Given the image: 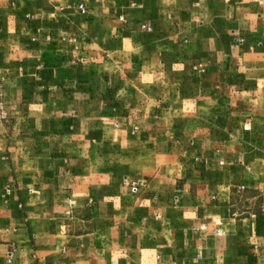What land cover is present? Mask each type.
<instances>
[{"label": "crops", "instance_id": "obj_1", "mask_svg": "<svg viewBox=\"0 0 264 264\" xmlns=\"http://www.w3.org/2000/svg\"><path fill=\"white\" fill-rule=\"evenodd\" d=\"M0 81V264H264V4L0 0Z\"/></svg>", "mask_w": 264, "mask_h": 264}, {"label": "built area", "instance_id": "obj_2", "mask_svg": "<svg viewBox=\"0 0 264 264\" xmlns=\"http://www.w3.org/2000/svg\"><path fill=\"white\" fill-rule=\"evenodd\" d=\"M259 4H264V0H256ZM78 8L80 10L81 13H84L85 9H84V4L83 3H79ZM120 19L123 20V16H120ZM142 28L146 29V30H150L151 27L148 25H142ZM7 117V110H6V106L3 102V98H2V84L0 81V118H6ZM141 183L140 180H133L130 182V189L135 192L138 190V186ZM11 257H12V250H9L8 254H7V263L9 264L11 262Z\"/></svg>", "mask_w": 264, "mask_h": 264}]
</instances>
